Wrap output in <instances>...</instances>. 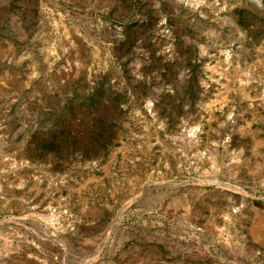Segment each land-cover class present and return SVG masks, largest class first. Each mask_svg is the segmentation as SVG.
<instances>
[{
  "label": "rangeland",
  "instance_id": "rangeland-1",
  "mask_svg": "<svg viewBox=\"0 0 264 264\" xmlns=\"http://www.w3.org/2000/svg\"><path fill=\"white\" fill-rule=\"evenodd\" d=\"M0 264H264V0H0Z\"/></svg>",
  "mask_w": 264,
  "mask_h": 264
}]
</instances>
